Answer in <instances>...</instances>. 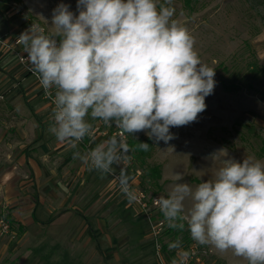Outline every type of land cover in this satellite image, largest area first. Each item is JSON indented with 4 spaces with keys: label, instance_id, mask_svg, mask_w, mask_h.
<instances>
[{
    "label": "clouds",
    "instance_id": "9594fccd",
    "mask_svg": "<svg viewBox=\"0 0 264 264\" xmlns=\"http://www.w3.org/2000/svg\"><path fill=\"white\" fill-rule=\"evenodd\" d=\"M171 2L77 0L78 15L61 3L53 9L51 34L39 23L21 33L18 41L40 85L50 96L55 89L49 132L58 141L75 148L93 138L90 116L115 125L121 134L143 131L167 143L174 139L170 128L195 122L206 110L215 69L201 61L195 38L173 19ZM139 148L147 151L149 145L139 143ZM128 152L121 136L113 135L74 158L103 175ZM173 178L177 183L168 196L157 199L170 226L183 230L186 222L197 243L231 251L248 264H264V161L225 158L215 178L195 189L178 182L182 173ZM118 180L121 191L134 199L123 170ZM186 200L191 201L187 210Z\"/></svg>",
    "mask_w": 264,
    "mask_h": 264
},
{
    "label": "rangeland",
    "instance_id": "374dc122",
    "mask_svg": "<svg viewBox=\"0 0 264 264\" xmlns=\"http://www.w3.org/2000/svg\"><path fill=\"white\" fill-rule=\"evenodd\" d=\"M188 1L172 0L169 6L175 9L173 19L185 26L195 38L194 47L201 61L215 69L216 85L213 93L205 98L206 110L198 115L195 122L170 128L174 139L167 143L151 139L153 148L144 167L158 166L160 178L155 182L157 186L145 179L143 188L148 194L158 191L156 193L165 198L177 183L173 173H182L183 180L178 182L189 183L195 189L199 183L215 178L225 158L242 162L252 157L264 161V0ZM61 3L68 5L69 10L78 15L77 0H0V48L12 52L14 57L15 52L21 50L16 49L20 44L13 46L14 40L32 23L41 24L51 34L53 9ZM21 53L27 57L25 51ZM251 64H255L252 71L249 68ZM230 81L240 83L241 87L227 91L224 86ZM35 82L42 91L33 76L29 77L27 84L35 85ZM39 89L35 88L33 92L36 96H39ZM42 103L44 101L37 97L34 107H40ZM86 119L93 127L99 123L101 128L106 129L102 121L91 120L90 116ZM49 122L53 123L52 108ZM113 128L115 130V125ZM124 134L134 140L149 138L143 131ZM222 149L225 152L214 156ZM129 168L127 170L136 181V184L130 185V189H141L143 169L134 160ZM113 177L117 175L113 174ZM190 204V200L185 201L186 210ZM10 211L8 205L0 203V216L7 218L12 227L10 234L0 237V264H37L38 261L39 264H60L58 259H47L43 241L30 245L29 240L21 238ZM140 217L151 242L152 261L155 264H159V259L165 262L172 260L180 249L186 251L188 244L194 241L191 235L186 241L181 231L175 235L174 232L165 234L167 222L161 227L160 234L154 235V222L151 220L150 223L142 213ZM185 230L188 228L185 227ZM177 243L178 247L173 246ZM163 245H166L165 248ZM201 246L207 251L213 250L205 257V264H248L231 251L220 253L210 245ZM21 255H28L27 260L22 261Z\"/></svg>",
    "mask_w": 264,
    "mask_h": 264
},
{
    "label": "crops",
    "instance_id": "0c3cea01",
    "mask_svg": "<svg viewBox=\"0 0 264 264\" xmlns=\"http://www.w3.org/2000/svg\"><path fill=\"white\" fill-rule=\"evenodd\" d=\"M16 49L24 52L22 44ZM29 77L16 55L0 48V203L8 205L21 238L43 241L47 259L60 264H155L139 208L113 177L123 170L129 185L136 184L129 152L128 165L122 160L103 175L74 158L115 135L114 128L95 124L93 138L75 148L58 141L49 132V103L36 82L27 84Z\"/></svg>",
    "mask_w": 264,
    "mask_h": 264
},
{
    "label": "built area",
    "instance_id": "2783aa9c",
    "mask_svg": "<svg viewBox=\"0 0 264 264\" xmlns=\"http://www.w3.org/2000/svg\"><path fill=\"white\" fill-rule=\"evenodd\" d=\"M19 44L18 38L14 40L13 46L16 47V45ZM15 54L17 55L18 62L25 67L28 74H31L35 79L37 80L38 84L39 79L38 75L33 71L30 62H28V59L25 55L21 53V51H16ZM41 86V85H40ZM42 89V96L43 98L47 99L52 111H54V95L55 92L53 89L51 90L52 95H47L45 93L44 88L41 86ZM3 98V96L0 95V100ZM115 135H120L121 138L125 142V134H121L120 130L115 128ZM126 143V142H125ZM130 161L126 160V165H128ZM116 180L117 177H115ZM132 194L134 195V199H130L133 203L136 204V206L139 208L140 213L146 218L150 223L152 221L153 224V232L154 235L160 234L161 227L164 225L165 220L162 218H156V216L159 213H162L160 211L159 205L157 203V199L161 197L160 195L150 196L147 192H145L143 189L135 188L130 189ZM152 220V221H151ZM11 223L8 221L7 218L4 216H0V237H4L11 233ZM187 253V257H184V254ZM208 255V251L203 248L200 244H198L196 241H191L188 246L187 250L184 251L183 249H180L173 257L172 260H169L168 262H165L163 259H159V264H205V257Z\"/></svg>",
    "mask_w": 264,
    "mask_h": 264
},
{
    "label": "trees",
    "instance_id": "16d2710c",
    "mask_svg": "<svg viewBox=\"0 0 264 264\" xmlns=\"http://www.w3.org/2000/svg\"><path fill=\"white\" fill-rule=\"evenodd\" d=\"M160 3H162V2H160ZM187 3H189L188 0H187ZM254 65L255 64L249 65V68H250L251 71L254 69L253 68ZM240 87H241L240 83L235 82V81H230L228 84H225V86H224V88L227 91H234V90H237ZM125 142L128 145L129 155H130L132 163H133V160H134L136 162L137 166L143 169V176H141L140 187L145 192H147V190L143 188L144 183H145V179L155 183L160 178V169H159L158 166L144 167L145 160H146V158H148V156H150V152H151V150L153 148L152 140L149 139V138H142V139L134 140L132 138H128V137L125 136ZM139 143H147L149 145V149L147 151L141 150L139 148ZM155 185H156V183H155ZM156 192H158V191H156ZM156 192L155 193H151L149 195L151 197L155 196V195H158ZM156 218H162V219L165 220V222H167L168 228L165 230V234H170L171 232H174V235H175L177 231H181L183 233V236L185 237V239L187 241V239L189 238V235H190V232L188 230L184 231V229L181 230V229H179L177 227L170 226L169 222L164 218L162 213H159L156 216ZM185 227H187V223L186 222H185ZM165 246L166 245H163V248H165Z\"/></svg>",
    "mask_w": 264,
    "mask_h": 264
}]
</instances>
